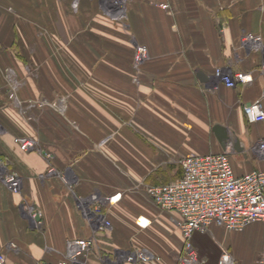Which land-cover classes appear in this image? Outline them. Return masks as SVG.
Returning a JSON list of instances; mask_svg holds the SVG:
<instances>
[{
	"label": "crops",
	"instance_id": "0c3cea01",
	"mask_svg": "<svg viewBox=\"0 0 264 264\" xmlns=\"http://www.w3.org/2000/svg\"><path fill=\"white\" fill-rule=\"evenodd\" d=\"M78 1L0 0V157L22 178L18 192L0 178V252L6 264L55 261L68 240L96 235L103 253L147 248L161 258L145 264H170L183 251L180 215L157 208L146 186L178 180L189 154L230 147L237 175L264 169L253 149L264 121L244 111L264 102L263 51L241 46L245 32L264 39V0ZM138 43L150 52L140 71ZM217 67L254 78L228 86ZM13 80L21 104L9 97ZM19 135L37 147L21 149ZM116 194L103 204L112 228L99 230L82 204ZM192 240L204 264H221L223 248L235 264H264L260 221L242 230L213 222Z\"/></svg>",
	"mask_w": 264,
	"mask_h": 264
},
{
	"label": "built area",
	"instance_id": "2783aa9c",
	"mask_svg": "<svg viewBox=\"0 0 264 264\" xmlns=\"http://www.w3.org/2000/svg\"><path fill=\"white\" fill-rule=\"evenodd\" d=\"M79 1L73 0V7L78 8ZM169 8L168 3H161ZM241 46L263 51L260 71L264 74V39L253 32H245L241 36ZM150 52L146 44L136 45L134 66L140 71ZM215 77L228 86H236L238 82L247 83L253 80V74L244 71L233 72L226 67H217ZM17 81L13 80L9 97L21 104L17 97ZM55 106L54 102L41 100L40 106L47 104ZM61 110L63 106L61 105ZM244 111L252 122L264 121V102L262 99L244 105ZM15 141L21 149L30 150L38 145V140L31 136H16ZM257 155L264 159V136L253 144ZM231 150L209 152L206 154H189L181 162L184 167L183 175L176 181L151 184L146 191L153 203L161 210L176 211L180 215L178 225L184 236L183 251L170 264H204L200 259L193 243V234L198 230H209L213 222L228 230H242L253 221L264 225V169H253L250 172L237 175L232 161ZM50 156V153H46ZM9 160L0 157V178H3L11 191L18 192L22 178L17 171H9ZM55 172L54 166L50 167ZM121 194L108 198H95L93 209L90 202H83L84 213L90 219L96 220L97 228L107 231L112 228V222L103 213V204L115 202ZM37 212L35 213V215ZM142 218L146 219L145 221ZM151 219L140 216L137 222L142 226L151 223ZM96 235L78 237L68 240L67 251L63 258L52 261L41 259L34 264H90V256L95 253L98 264H145L161 257L147 248L115 249L114 256L103 253L97 247ZM0 264H6V255L0 252ZM221 264H235V258L229 249L223 248Z\"/></svg>",
	"mask_w": 264,
	"mask_h": 264
},
{
	"label": "water",
	"instance_id": "95a60500",
	"mask_svg": "<svg viewBox=\"0 0 264 264\" xmlns=\"http://www.w3.org/2000/svg\"><path fill=\"white\" fill-rule=\"evenodd\" d=\"M199 75H200V77H201L203 80L206 79V75H205L203 72H199ZM216 128H217L218 131L220 132V133L218 132V133H219L220 140H221L223 146H225V144H226V142H227V139L229 138V134H227L225 131H223V130H225V128H224L223 126H221V125H217ZM236 147H237L238 149H241V148H240L241 146H240V140H239V139L236 141Z\"/></svg>",
	"mask_w": 264,
	"mask_h": 264
},
{
	"label": "rangeland",
	"instance_id": "374dc122",
	"mask_svg": "<svg viewBox=\"0 0 264 264\" xmlns=\"http://www.w3.org/2000/svg\"><path fill=\"white\" fill-rule=\"evenodd\" d=\"M157 208H158V207H157ZM160 210H161V209H160ZM179 219H180V218H179ZM179 219H177V221L174 219V220L176 221L175 225L178 226V227H179V225H178V221H179ZM108 230H109V229H108Z\"/></svg>",
	"mask_w": 264,
	"mask_h": 264
},
{
	"label": "bare ground",
	"instance_id": "6f19581e",
	"mask_svg": "<svg viewBox=\"0 0 264 264\" xmlns=\"http://www.w3.org/2000/svg\"><path fill=\"white\" fill-rule=\"evenodd\" d=\"M143 221H145L146 219L142 218Z\"/></svg>",
	"mask_w": 264,
	"mask_h": 264
}]
</instances>
